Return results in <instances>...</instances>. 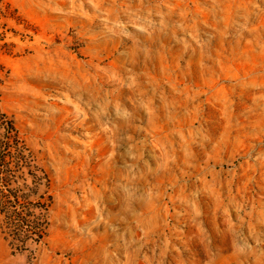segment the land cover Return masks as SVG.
Wrapping results in <instances>:
<instances>
[{
    "label": "rangeland",
    "instance_id": "1",
    "mask_svg": "<svg viewBox=\"0 0 264 264\" xmlns=\"http://www.w3.org/2000/svg\"><path fill=\"white\" fill-rule=\"evenodd\" d=\"M7 136L49 206L0 264H264V0H0Z\"/></svg>",
    "mask_w": 264,
    "mask_h": 264
},
{
    "label": "trees",
    "instance_id": "2",
    "mask_svg": "<svg viewBox=\"0 0 264 264\" xmlns=\"http://www.w3.org/2000/svg\"><path fill=\"white\" fill-rule=\"evenodd\" d=\"M34 161V154L9 136L0 141V229L17 251L39 244L45 234L46 176Z\"/></svg>",
    "mask_w": 264,
    "mask_h": 264
}]
</instances>
